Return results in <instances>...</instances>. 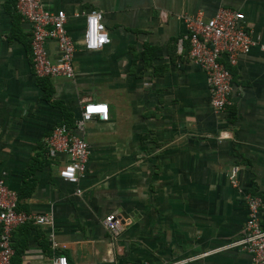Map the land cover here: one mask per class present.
I'll return each mask as SVG.
<instances>
[{
  "label": "crops",
  "instance_id": "1",
  "mask_svg": "<svg viewBox=\"0 0 264 264\" xmlns=\"http://www.w3.org/2000/svg\"><path fill=\"white\" fill-rule=\"evenodd\" d=\"M14 3L0 0V177L19 210L49 214L51 224L16 229L10 264H251L232 246L246 213L228 175L238 167L239 189L261 197L264 229V52L238 59L231 106L214 113L204 75L176 40L184 16L223 7L262 41L264 0H41L67 17L69 80L33 76L29 25ZM91 9L110 39L97 51L81 48L83 18L72 16ZM46 52L57 57L53 42ZM87 102L105 104L108 119L73 130L90 154L69 184L57 177L64 159L44 158L43 144L64 118L72 129ZM111 213L132 222L117 237L102 225Z\"/></svg>",
  "mask_w": 264,
  "mask_h": 264
},
{
  "label": "built area",
  "instance_id": "2",
  "mask_svg": "<svg viewBox=\"0 0 264 264\" xmlns=\"http://www.w3.org/2000/svg\"><path fill=\"white\" fill-rule=\"evenodd\" d=\"M14 9L20 19L29 25V52L33 76L37 79H72L75 47L64 28L66 15L62 11H47L43 8L41 0H15ZM72 16L83 18V50L97 51L110 43L100 11L91 9L74 13ZM183 20L186 31L176 40L177 53L182 54L185 51L188 62L202 72L209 90V105L212 111L223 113L231 106L230 69L251 49L264 52V40L250 36L245 29L242 13L223 7H219L209 18L196 13L184 16ZM48 42L55 45L57 57L54 60L47 55ZM94 119L107 121L108 109L105 104H83L78 118L72 123V129L65 123L55 125L43 144L44 158L64 159L63 166L57 172V177L63 182L76 184L86 172L89 147L73 130L81 133L85 124ZM237 173L238 167H232L228 183L241 193L246 215L240 230V239L232 246L245 253L251 264H264V229L259 218L262 199L255 193L239 189ZM75 193L80 194L78 190ZM131 223L112 213L105 215L102 220L104 229L111 237H117ZM30 224L48 226L51 224L50 216L19 210L16 192L8 189L3 177H0V264H10L13 256L12 233ZM51 264L68 262L64 256H56Z\"/></svg>",
  "mask_w": 264,
  "mask_h": 264
},
{
  "label": "trees",
  "instance_id": "3",
  "mask_svg": "<svg viewBox=\"0 0 264 264\" xmlns=\"http://www.w3.org/2000/svg\"><path fill=\"white\" fill-rule=\"evenodd\" d=\"M231 70L230 69V73H231ZM42 88L45 90L46 88L44 86H42ZM63 123H65L67 126H71V122H70V119L69 118H64V121ZM17 199H19L18 195H17Z\"/></svg>",
  "mask_w": 264,
  "mask_h": 264
}]
</instances>
